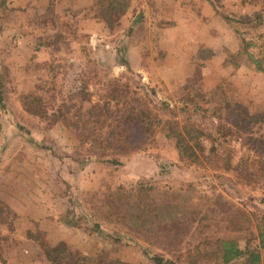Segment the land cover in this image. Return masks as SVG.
<instances>
[{"label": "rangeland", "instance_id": "1", "mask_svg": "<svg viewBox=\"0 0 264 264\" xmlns=\"http://www.w3.org/2000/svg\"><path fill=\"white\" fill-rule=\"evenodd\" d=\"M107 1L97 0L88 13L73 16L81 25H88L84 16L99 21L95 17L106 13L100 6ZM242 1L243 7H264V0ZM146 2L148 14H134L125 22L111 16L116 23L103 26L93 46L81 44L75 54L71 51L70 61L45 57L35 63L30 58L24 71L0 69V112L7 120L0 140V264H50L40 247L57 242L79 257L99 254L125 264H154L144 250L166 261L204 241L235 237L243 245L256 235L253 214L264 210L259 203L264 187L257 183L264 145L255 151L246 138H231L230 161L241 163L239 168L218 170L214 157L202 159L198 167L177 154L163 122L189 121L212 134L214 126L233 120L226 117V103L240 104L250 114L264 112V73L248 58L264 69V16L230 18L220 12L223 5L211 4L231 29L206 32L204 24L198 30L185 24L186 31L177 32L175 22L165 21L173 16L167 6L160 0ZM19 17L7 15L9 21ZM167 27L171 43L161 46ZM77 34V43H83ZM7 49L3 52L10 57ZM67 52L60 49L61 56ZM102 77L116 80L114 89ZM106 90L116 99L109 101L111 113L96 129L85 110ZM33 95L43 99L47 115L24 111ZM62 104L69 107L67 122L50 116ZM139 104L154 120L143 135L129 119V110ZM79 113L85 115L86 128L96 130L86 138L111 134L123 140L115 147L110 143L105 156L119 160V166L103 163L101 149L80 141L82 128L72 127ZM257 131L264 136V125ZM201 144L205 155L216 145L207 138ZM93 224H99L101 235L93 232ZM261 255L264 259V250Z\"/></svg>", "mask_w": 264, "mask_h": 264}, {"label": "trees", "instance_id": "2", "mask_svg": "<svg viewBox=\"0 0 264 264\" xmlns=\"http://www.w3.org/2000/svg\"><path fill=\"white\" fill-rule=\"evenodd\" d=\"M129 2L130 0H110L106 3L104 2L101 4L100 8H104L106 13H110V15L107 16L104 12L102 14H98L95 18L101 21L105 28L110 29L113 23H116L111 16H114L117 19L124 15ZM262 55L264 56V50ZM248 58L258 71H262L264 73V69H261L260 61L258 62L255 59H252L249 55ZM230 63L235 65L233 61ZM127 64L126 60H122L121 65L127 67ZM92 74L93 76L96 75L95 72H92ZM102 80L107 87L111 86L113 88L117 83L116 80L104 77H102ZM108 90L115 91L112 89ZM108 90H106L103 94L106 96L101 95L99 97L100 100L98 99L91 108L85 110L87 119H91V124L96 125V129H98V126H100L101 123H104V117L111 113V107L108 105L109 101L111 99H116L114 95L108 94ZM72 98L73 95H71L69 99ZM1 100L2 97L0 93V102ZM61 106L62 109H56V114L51 113L50 116L56 117L57 119L62 118L65 122H67L64 116L67 113L69 114V107L65 104H62ZM23 107L24 111L32 116H40L41 113L43 115H47V110L43 106V99L39 96H31L30 99L24 103ZM166 108L167 105H164L161 109ZM224 108L226 111V117H232L233 120L229 121V125L227 123L220 122L214 126L215 131L212 134L207 133L200 124L191 123L189 121H186L183 124V122L181 123L175 118H170L163 122V126L165 128L164 130H166L164 135L166 139L173 141L177 154L190 158L192 165L199 167L202 164V159L207 161L208 159L214 157L218 159L216 164L218 170L220 169L223 172L235 171L239 168L241 163L239 165H232L230 161L231 155L228 153L230 150L228 147L230 142L229 140L231 138H239L240 140H242L241 138H246V142H251L250 148L257 151L258 145H264V136L262 134H258L257 131L259 126L264 125V112L250 114L242 105L235 103H226ZM195 111H197V108H195ZM131 113L133 117L131 116L132 118L129 117V119L131 121L133 120V124L135 126H138L139 124V130L142 135L147 133L148 122L153 120L150 111L144 108V105L142 106L139 104L129 110V114ZM84 116V113H79L78 119L72 124V127L76 131L82 128L80 133L84 135H82L83 138H80V141L83 143H89L93 148L96 147L101 149L100 151H102V155L100 158H102L101 161L103 163L112 166H119L121 164L119 160L106 158L105 156L106 152L110 151L112 146L110 143H113L115 147V145L121 144L123 140L120 138H114L111 134H106L105 136L107 137L97 136L96 138H86L91 134H95L96 130L94 127L93 129L86 128L85 124L87 123L84 121ZM156 122L157 124L160 123L159 120H156ZM254 127H257V129H254ZM135 130H137V127ZM108 136L110 137L108 138ZM201 138L211 139L213 143H216L215 147L211 146L209 148L206 155L204 147L201 144ZM247 158L248 157H246V159ZM263 177L264 170H262L257 180V183L262 185V187H264ZM262 194L263 195L259 198V203L263 205L264 189ZM253 215L255 216L254 229L256 231V235L251 236L248 239L246 238L243 245H241L239 239L235 237L219 238L211 243L204 241L197 244L192 249H186L181 255L166 261L159 256H152L145 250L142 253L154 264H237V261L241 259H243L242 264H264V259L261 255V251L264 250V210L256 209V213ZM93 232L101 235V228L99 224H93ZM114 241L117 242L119 240L116 238ZM40 251L43 253L44 257L50 261V264H74L75 261L79 263L81 261V264H125L120 261L108 260L104 257V255L99 254L94 256L79 257L62 242H57L51 246H41Z\"/></svg>", "mask_w": 264, "mask_h": 264}, {"label": "crops", "instance_id": "3", "mask_svg": "<svg viewBox=\"0 0 264 264\" xmlns=\"http://www.w3.org/2000/svg\"><path fill=\"white\" fill-rule=\"evenodd\" d=\"M97 0H0V69L6 72L17 73L24 71L28 65V59L34 58L33 62H39L45 57L48 62L68 60L74 58L73 54L78 51L79 46H93L94 41L101 37L103 24L95 21L92 17H82L79 24L74 12L82 16L94 6ZM147 0H130L128 8L122 15V21L133 19V15L145 12L148 14ZM162 5L167 6L173 15L171 20L175 22L177 32L186 31L185 24L191 25V30H198L196 26L204 24V31L229 30L227 15L233 17H250L260 20L264 16V7L244 6L242 0H160ZM210 4V5H209ZM222 6L220 15L211 7ZM2 8V10H1ZM9 13L18 14L19 18L9 21ZM168 12L163 13L167 14ZM80 15V16H81ZM5 16V17H4ZM169 16V15H168ZM184 16V18H183ZM10 17V16H9ZM251 19V20H252ZM81 22V21H80ZM264 30V21L260 25ZM199 27V26H198ZM212 29V30H211ZM61 30H64L63 32ZM61 31V32H60ZM167 27L164 35L165 40L161 46H168L171 38ZM77 32L85 38L83 43H77ZM161 37V38H162ZM54 39L56 46H53ZM215 39L212 40V43ZM171 43V42H170ZM211 43V45H213ZM192 45H194L192 43ZM198 45V44H197ZM210 45V46H211ZM228 46L227 44H222ZM11 49V56L8 57L3 50ZM67 48V53L61 56L60 49ZM58 50V51H57ZM73 51V54L72 52ZM58 53V54H57ZM36 56H35V55ZM19 55L20 57H18ZM60 56V57H58ZM57 59H56V58ZM4 82V80H2ZM0 112V140L2 137L3 124L6 118L2 119ZM7 204V202H4ZM9 207L10 205L7 204Z\"/></svg>", "mask_w": 264, "mask_h": 264}]
</instances>
